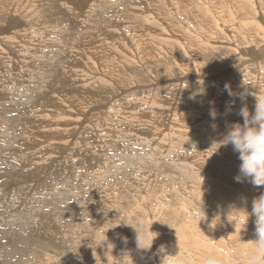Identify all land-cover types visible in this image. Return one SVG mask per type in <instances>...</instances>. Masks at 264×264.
I'll list each match as a JSON object with an SVG mask.
<instances>
[{
  "label": "rangeland",
  "instance_id": "1",
  "mask_svg": "<svg viewBox=\"0 0 264 264\" xmlns=\"http://www.w3.org/2000/svg\"><path fill=\"white\" fill-rule=\"evenodd\" d=\"M158 1L171 25L145 23L141 0H0V264H162L166 256V264H248L255 217L246 230L239 222L264 194L249 199L250 188L246 196L213 158L233 156L225 129L244 123L243 108L255 115L256 96L264 100V36L253 25L227 27L212 42L200 9L192 15L186 0H167L180 7L179 21ZM133 18L150 53L115 31ZM107 37L125 48L115 62L125 63L121 79L93 67ZM35 62L41 69L28 66ZM119 148L134 155L110 162ZM137 221L156 234L143 233L146 244L156 238L150 250L137 246ZM195 235L210 254L173 244L180 236L192 245Z\"/></svg>",
  "mask_w": 264,
  "mask_h": 264
},
{
  "label": "bare ground",
  "instance_id": "2",
  "mask_svg": "<svg viewBox=\"0 0 264 264\" xmlns=\"http://www.w3.org/2000/svg\"><path fill=\"white\" fill-rule=\"evenodd\" d=\"M101 1H103V0H101ZM115 2H117L118 0H114ZM120 1V0H119ZM138 1L139 0H137L136 2H135V0H133V2H135V3H138ZM176 1V0H175ZM198 1V2H197ZM216 1V0H215ZM215 1H213V0H186V1H184V2H186V3H188V5H187V7H186V11L187 12H189L190 14H192V15H195L194 14V12H197V13H199V9L201 10V12H202V14H203V16L206 18L204 21H203V24H201V26H202V28L204 29V30H209V31H212L213 30V32L211 33V36H210V38L209 37H207V39H209L210 41H212L213 42V36H214V38H215V41H217V37H218V32H223V28H225V29H227V27L230 29V30H234V29H236V30H238L239 32H241V31H244V30H246V29H249L248 27L249 26H251V25H253V26H255V27H257L258 28V34L259 35H263L264 36V33L262 32L263 31V27H258L259 25H261L262 23L258 20L259 19V16H262L263 18H264V14L263 13H261V11L259 12V10L261 9V0H219L220 1V6H218V7H216L214 4H213V2H215ZM227 1H229L230 3H232L233 2V5L231 6V8L229 9V12L227 13V15H226V11H227V6L229 5V4H227ZM131 2H132V0H131ZM145 3V4H144ZM16 4V3H15ZM34 4V3H33ZM118 3H115V4H112V5H107L106 3L103 5V6H105V9H109L110 7H114V6H116ZM143 5V6H146V9H145V11H146V14H143L142 12H144L143 10L141 11V8L140 7H136V11L138 10L140 13H142L144 16H142L143 17V20L145 21V23H148V24H151L150 22L153 20V21H156L157 23H161V24H166V25H171V23H169L170 22V20H169V18L167 17V15L165 14V15H162L161 13H159V11H158V9L159 10H161L160 8H158L157 9V7H162L163 5H162V2H160V1H158V2H156V0H145V1H143L142 2V0H141V3H140V5ZM165 4H166V7L168 6L169 7V9H170V11H171V14H172V16H175L179 21H180V16H178V11H180V7L176 4V2H175V4L177 5H173L172 3L170 4V2L169 1H167V0H165ZM91 5V4H90ZM15 6V5H14ZM258 6H259V8L260 9H258ZM131 7V6H130ZM173 7H175V8H173ZM178 7V8H177ZM203 8V9H202ZM132 9V8H131ZM214 9V10H213ZM11 10V9H10ZM252 10V12L250 13V11ZM17 12V11H16ZM107 12V11H106ZM132 12H135L133 9H132ZM207 13V15H204V13ZM259 13H261L260 15H259ZM103 14V13H102ZM138 14V13H137ZM124 15V14H123ZM209 15V16H208ZM241 15V16H240ZM258 15V16H257ZM127 16H128V14H127ZM15 17H16V14H15ZM123 17V16H122ZM121 17V18H122ZM125 17V16H124ZM104 20V19H103ZM111 20V19H110ZM137 20L138 19H136V18H133L132 20H130V21H128V22H126V23H124L125 21H122V22H117V28L115 29V31H123L122 33H123V35H124V37H125V41L127 42V40H126V38L127 39H129V43H134L135 45H137V46H139V48H141V49H144V50H146V51H148V53H150L151 51H149L148 49L149 48H147V47H149L147 44L149 43V42H152V40H151V38H149V37H146V38H144V37H142V38H140L141 37V35H139L138 33H137V31H136V28L135 27H137V26H139V23L137 22ZM107 21H109L108 20V18H107ZM111 22V21H110ZM99 25V24H98ZM104 25V24H103ZM106 25V24H105ZM108 25V24H107ZM57 26V25H56ZM207 26H209L208 28H207ZM252 26V27H253ZM104 27V26H103ZM169 27V26H168ZM190 27H194V26H192V25H190ZM59 28V27H58ZM155 28V27H154ZM65 29V28H64ZM102 30V29H101ZM159 30V29H158ZM195 30V29H194ZM103 31V30H102ZM235 31V30H234ZM32 32V31H31ZM35 32H37V31H35ZM104 32V31H103ZM153 32H154V30H153ZM159 32V31H158ZM196 32H198L199 34H201V32L198 30V31H196ZM204 32V31H203ZM27 33H29V32H27ZM26 33V34H27ZM121 33V32H120ZM121 33V34H122ZM180 33V32H179ZM22 34H25V33H22ZM99 34V33H98ZM101 34V33H100ZM95 35V34H94ZM109 35V34H108ZM107 35V36H108ZM111 35V34H110ZM181 35V34H180ZM35 36H37V35H35ZM49 36V35H48ZM51 36V35H50ZM102 36V35H101ZM101 36H99V37H101ZM112 36V35H111ZM114 36H117V34L115 35L114 34ZM159 36H161V35H159ZM167 36V35H166ZM235 36V35H234ZM22 37V36H21ZM32 37H34V36H32ZM59 37V36H58ZM61 37V36H60ZM183 38V37H182ZM196 38V37H195ZM25 39V38H24ZM97 39V38H96ZM118 39V38H117ZM163 39V38H162ZM55 40H57L56 38H55ZM250 40H252V39H250ZM52 41V40H51ZM47 42V41H46ZM57 42V41H56ZM93 42V41H92ZM123 42H124V40H123ZM164 42V41H163ZM2 43V42H1ZM5 43V42H4ZM7 43V42H6ZM24 43H26V42H24ZM30 43V42H29ZM156 43V42H155ZM166 43V42H165ZM180 43H182V42H180ZM33 44H35V42L33 43ZM39 44V43H38ZM37 44V45H38ZM49 44V43H48ZM54 44H56V43H54ZM83 44V43H82ZM93 44V43H92ZM120 44V43H119ZM128 43H126V45H127ZM26 45V44H25ZM134 45V46H135ZM159 45V44H158ZM163 45V44H162ZM33 45H31V47H32ZM41 46V45H40ZM47 46V45H46ZM57 45H55V47H56ZM100 46L102 47V53L99 55L100 56V58H101V60L99 59H97L98 61H94L95 63H94V69L97 71V68H98V66H103L104 68H105V70L103 71V72H105L106 71V73H109V76H111V78H113L114 80H116V79H121V75H122V72H126V66H125V63L124 62H121L122 64H121V66H117V65H115L116 63H117V60H120V59H122V56L125 54V48H123V47H121L122 46V44L121 45H118V44H116L115 43V40H109L108 39V37H107V39H106V41H100ZM124 46V45H123ZM136 46V47H137ZM190 46V45H189ZM26 47H28L27 45H26ZM34 47V46H33ZM42 47V46H41ZM40 47V48H41ZM49 47V46H48ZM52 47V46H51ZM58 47V46H57ZM80 47V46H79ZM182 47H184V44H183V46ZM186 47V46H185ZM36 48H37V46H36ZM44 48V47H43ZM88 48V47H87ZM127 48V47H126ZM21 49V48H20ZM46 49V48H45ZM52 49H54V48H52ZM51 49V50H52ZM56 49V48H55ZM54 49V50H55ZM95 49V48H94ZM100 49V48H99ZM184 49H186V48H184ZM22 50V49H21ZM48 50V49H47ZM127 50V49H126ZM139 50V49H138ZM191 50H192V52H191V54L192 55H196V53H195V51L193 50V48H191ZM23 51V50H22ZM38 51H39V49H38ZM49 51V50H48ZM80 52V51H79ZM95 52H96V50H95ZM111 52V55H112V63L110 62H108V56H107V54L108 53H110ZM127 52V51H126ZM187 53H189V52H187ZM20 54V53H19ZM22 54H24V53H22ZM21 54V55H22ZM34 54V53H33ZM90 54V53H89ZM127 54H128V52H127ZM27 55V54H26ZM32 55V54H31ZM62 55V54H61ZM20 56V55H19ZM53 56V55H52ZM54 56H55V54H54ZM98 56V57H99ZM79 57V56H78ZM91 57H92V55H91ZM97 57V58H98ZM191 57V56H190ZM196 57H197V55H196ZM52 58V57H51ZM93 58V57H92ZM151 58V57H150ZM88 59V58H87ZM34 60V59H33ZM89 60V59H88ZM93 60V59H92ZM197 60V59H196ZM28 61H29V59H28ZM27 61V62H28ZM42 61V60H41ZM40 61V62H41ZM72 61V60H71ZM70 61V62H71ZM122 61V60H121ZM198 61V60H197ZM30 62H32V61H30ZM116 62V63H115ZM180 62V61H179ZM199 62V61H198ZM12 63V62H11ZM93 63V62H92ZM178 63V62H177ZM25 64V63H24ZM68 64V63H67ZM47 65V64H46ZM88 65V64H87ZM93 65V64H92ZM21 66V65H20ZM28 66L31 68V69H33V70H35V69H41L40 68V64L39 63H36L35 62V64H33V65H30L29 63H28ZM77 66V65H76ZM15 67H17V66H15ZM24 67V66H23ZM29 67H27V69H30ZM54 68V67H53ZM69 68V67H68ZM197 68V67H196ZM15 69V68H14ZM42 69H44V68H42ZM86 69V68H85ZM198 69V68H197ZM79 70V69H78ZM36 71V70H35ZM47 71V70H46ZM67 71H68V69H67ZM73 71V70H72ZM76 72V71H75ZM16 73V72H15ZM18 73V72H17ZM16 73V74H17ZM66 73V72H65ZM70 73V72H69ZM31 74V73H30ZM74 74V73H73ZM75 74H77V72L75 73ZM89 74V73H88ZM92 74V73H91ZM213 74H216V72H215V70L213 71ZM21 75V74H20ZM25 75V74H24ZM33 75V74H32ZM41 75V74H40ZM49 75V74H48ZM78 75V74H77ZM82 75V74H81ZM108 75V74H107ZM19 76V75H18ZM34 76V75H33ZM37 76H38V74H37ZM15 77V76H14ZM46 77V76H45ZM48 77V76H47ZM86 77H88V76H86ZM10 78V77H9ZM37 79V78H36ZM40 79V78H39ZM45 80H46V78H45ZM39 82V81H38ZM47 82V81H46ZM60 82V81H59ZM41 85H43V84H40V86ZM60 85V84H59ZM32 88V87H31ZM244 88H246V87H244ZM37 89V88H36ZM61 89V88H60ZM14 90V89H13ZM18 94V93H17ZM22 94V93H21ZM43 95V94H42ZM19 96V95H18ZM101 96V95H100ZM22 98H23V96H21ZM32 98V97H31ZM35 99V98H34ZM15 100V99H14ZM219 100V99H218ZM237 101V100H236ZM52 102H54V101H52ZM51 102V103H52ZM58 102V101H57ZM40 104V103H39ZM53 104V103H52ZM51 104V105H52ZM146 104H147V102H146ZM149 104V103H148ZM179 105V104H178ZM215 105V104H214ZM49 106V105H48ZM73 107V106H72ZM69 108V107H68ZM72 111V110H71ZM76 111V110H75ZM254 111V110H253ZM54 112V111H53ZM131 112V111H130ZM121 114V113H120ZM134 116V115H133ZM111 118V117H110ZM126 118V117H125ZM218 118V117H217ZM112 119V118H111ZM40 120V119H39ZM105 120V119H104ZM113 120V119H112ZM116 120V119H115ZM137 120V119H136ZM108 121V120H107ZM109 122H112V121H109ZM108 122V123H109ZM121 122V121H120ZM115 123V122H114ZM113 123V124H114ZM117 123V122H116ZM115 123V124H116ZM127 123L128 122H126V125H127ZM209 124V123H208ZM40 125V124H39ZM117 125V124H116ZM109 126V125H108ZM111 126H113V125H111ZM128 126V125H127ZM126 127V126H125ZM216 127V126H215ZM28 128V127H27ZM115 128V127H114ZM230 128H231V126L230 127H227L226 129H225V132H229V130H230ZM41 129V128H40ZM116 129H117V127H116ZM214 123H213V134L216 132V131H214ZM174 131V135H175V137H176V135H177V138H178V134L180 133V132H178V131H176L175 129H173ZM227 130V131H226ZM33 131V130H32ZM153 131V130H152ZM124 132H126V131H124ZM159 132V131H158ZM4 133V132H3ZM40 134V133H39ZM186 134V133H185ZM228 134V133H227ZM42 135H43V133H42ZM166 135V134H165ZM226 136V135H225ZM25 137V136H24ZM104 137V136H103ZM105 138V137H104ZM126 139V138H125ZM124 139V140H125ZM121 142L120 143H122L123 141L121 140V139H119ZM167 139H165V140H160V144H161V146L164 148V147H166L167 146V141H166ZM103 143V142H102ZM124 145H125V142H124ZM110 146V145H109ZM83 147V146H82ZM120 147V146H119ZM84 148V147H83ZM122 149H123V147H121ZM122 149H120L119 148V150L121 151ZM125 150V149H124ZM124 150H122L121 152H120V155H119V152H115V153H112L113 155H108V157L109 158H111L110 159V162H116L115 161V159L117 160L119 157H120V159H122V161H124V162H126L127 160H128V158H130L132 155H134V154H131L130 156H128V154L126 153V150L124 151ZM103 151V150H102ZM220 151H222V149L220 150ZM100 152V151H99ZM68 153H70V152H68ZM101 153V152H100ZM126 154V157L123 155V154ZM236 153V152H235ZM235 153H233V156H229L230 157V159L228 160V159H226V160H223L222 158H220L219 157V155L218 156H215L214 158H213V160H215L216 161V163H218V165L221 167V169H223V170H228V169H230L231 170V174H232V177H229L228 178V180H230V181H232L233 182V180H234V182H235V184H237V186H239L238 188H242V191L245 193V195L247 196V193L249 192V188H250V196H247L249 199H253L254 198V196L256 195V193L257 192H259V191H263L262 193L264 194V190L262 189V188H264V187H260V188H257V187H254L247 179H244V180H242V182H236V178L237 177H239L240 176V171H239V168L236 166L237 164L239 165V156H237ZM104 154V153H103ZM107 154V153H106ZM210 154V153H209ZM211 154H212V152H211ZM221 154V153H220ZM71 155V154H70ZM208 155V154H207ZM169 158V157H168ZM195 158V157H194ZM205 158V157H204ZM73 159V158H72ZM201 159V158H200ZM208 159H209V157H208ZM170 160V159H169ZM101 161V160H100ZM121 161V162H122ZM199 161V160H198ZM201 162V161H200ZM199 162V163H200ZM63 163V162H62ZM211 163V162H210ZM70 164V163H69ZM201 164V163H200ZM204 164V163H203ZM241 164V163H240ZM71 165V164H70ZM112 166H113V168L114 167H116L115 165H113V164H111ZM118 165V164H117ZM124 165V164H123ZM120 166V165H119ZM179 166V165H178ZM184 166H186V165H184ZM193 167V166H192ZM191 167V168H192ZM213 167V166H212ZM234 168V169H232V168ZM186 168H187V166H186ZM212 169V168H211ZM220 170V169H219ZM236 171V172H239V174H237V173H235L234 171ZM214 171V170H213ZM195 171H193V173H194ZM222 173V172H221ZM226 173H227V171H226ZM228 173H229V171H228ZM95 174H96V172H95ZM80 175V174H79ZM78 176V175H77ZM219 176V175H218ZM225 176V175H224ZM227 176H229V175H227ZM226 176V177H227ZM190 178V177H189ZM191 179V178H190ZM189 179V180H190ZM191 181H192V179H191ZM230 181H228L229 183H230ZM53 182V181H52ZM180 183H182V182H180ZM188 183V182H187ZM217 183H218V181H217ZM185 184V183H184ZM192 185H193V188H195L194 187V183H191ZM129 186V185H128ZM179 186V185H178ZM196 186V185H195ZM130 190V189H129ZM202 190V189H201ZM257 190V191H256ZM118 193V192H117ZM112 194H114V193H112ZM100 196H101V192H100ZM95 197V196H94ZM122 197V196H121ZM228 196H223L222 197V200H226V198H227ZM118 198V197H117ZM160 199V198H159ZM229 199L230 200H234L235 201V199H233V198H231L230 196H229ZM118 200V199H117ZM111 201V200H110ZM165 201V200H164ZM243 201H246V200H243ZM249 202L251 201V200H248ZM117 202V201H116ZM115 202V203H116ZM162 202V201H161ZM232 202V201H231ZM113 203V202H112ZM163 203V202H162ZM167 203V202H166ZM225 203V202H224ZM233 203V202H232ZM211 204V203H210ZM117 205V204H116ZM228 205V204H227ZM234 206V205H233ZM239 208V207H238ZM222 209V208H221ZM182 210H184V209H182ZM187 211V210H186ZM189 211V210H188ZM183 212V211H182ZM185 212V211H184ZM233 213H235L234 211H233ZM233 213H231V214H233ZM133 214V213H132ZM189 214V213H188ZM230 215V214H229ZM225 216V215H224ZM223 217V216H222ZM236 217V216H235ZM228 218V217H227ZM226 218V219H227ZM242 218V217H241ZM231 219V218H230ZM225 221V220H224ZM234 222H235V220H234ZM186 224V223H185ZM235 224V223H234ZM187 227L188 228H191V230L193 229V226H192V224L190 223V222H188L187 224ZM179 232V231H178ZM183 235V234H182ZM180 237V236H179ZM177 238V240L175 241H173V244H180L181 246H179L180 248H184L182 245H184L186 248H190V247H195V249L197 250V252L196 253H192L193 254V256L194 257H196L197 258V256H203L204 254V251L205 252H207L208 250H205L204 248H201V247H198V245H199V243H200V236L199 235H195V237L193 238V239H191V242H193V244L191 245V244H189V239H187V238ZM203 238V237H202ZM175 239H176V237H175ZM169 240V239H168ZM165 241V240H164ZM196 241V242H195ZM204 241L205 242H208V245H209V247H212V240L209 238V239H204ZM166 243H167V241H166ZM170 243H171V240H170ZM167 245H168V243H167ZM178 247V246H177ZM174 249V248H173ZM212 249H213V247H212ZM193 251V250H192ZM247 251V250H246ZM250 251V250H249ZM214 252V251H213ZM208 253H209V251H208ZM210 254V253H209ZM207 256V255H206ZM227 256V255H226ZM114 258V257H113ZM209 258V257H208ZM32 262V261H31ZM50 264V263H49ZM170 264H172V262L170 263ZM173 264H176L175 262L173 263Z\"/></svg>",
  "mask_w": 264,
  "mask_h": 264
},
{
  "label": "clouds",
  "instance_id": "3",
  "mask_svg": "<svg viewBox=\"0 0 264 264\" xmlns=\"http://www.w3.org/2000/svg\"><path fill=\"white\" fill-rule=\"evenodd\" d=\"M227 87V86H226ZM244 123L231 126L227 136L222 142V146L231 145L236 153L239 154L241 161L240 176L236 182L247 179L254 187H264V100L256 96L255 115H252L247 108L240 112ZM247 219H242L239 223L243 224L246 230L249 219L255 217L256 226V249L249 257L248 264H264V196L253 201L252 212H246ZM237 227V225H235ZM136 233V243L139 249L150 250L156 234L151 232L147 222L137 221L136 227H132ZM150 231L156 238L151 244L145 243L144 232ZM166 256L162 264H166ZM209 264H216L210 261Z\"/></svg>",
  "mask_w": 264,
  "mask_h": 264
}]
</instances>
